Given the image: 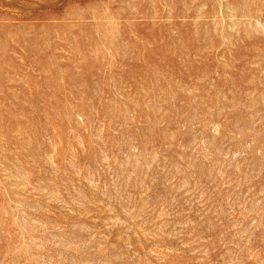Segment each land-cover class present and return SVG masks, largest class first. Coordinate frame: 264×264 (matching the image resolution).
<instances>
[{
  "label": "rangeland",
  "instance_id": "obj_1",
  "mask_svg": "<svg viewBox=\"0 0 264 264\" xmlns=\"http://www.w3.org/2000/svg\"><path fill=\"white\" fill-rule=\"evenodd\" d=\"M0 264H264V0H0Z\"/></svg>",
  "mask_w": 264,
  "mask_h": 264
}]
</instances>
